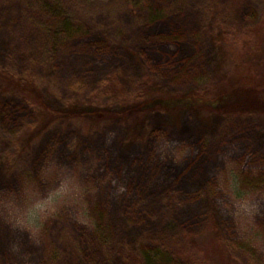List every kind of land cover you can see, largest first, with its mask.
<instances>
[{"label": "rangeland", "instance_id": "obj_1", "mask_svg": "<svg viewBox=\"0 0 264 264\" xmlns=\"http://www.w3.org/2000/svg\"><path fill=\"white\" fill-rule=\"evenodd\" d=\"M204 1L128 0L88 14L76 0H0V68L64 118L26 146L40 116L0 94V264H131L140 254L181 264L172 253L182 251L200 264H264V88L223 75L215 45L221 21L251 26L257 5L213 0L202 27ZM245 56L264 75V37ZM199 81L217 108L244 116L188 106L93 131L80 121Z\"/></svg>", "mask_w": 264, "mask_h": 264}, {"label": "trees", "instance_id": "obj_2", "mask_svg": "<svg viewBox=\"0 0 264 264\" xmlns=\"http://www.w3.org/2000/svg\"><path fill=\"white\" fill-rule=\"evenodd\" d=\"M128 0H76L82 11L88 14L91 12L105 11L114 12L118 9L127 7ZM257 11L255 13L254 21L251 26L237 29L236 27H226L225 22L221 21L218 24V38L215 45L221 53L224 54V64L221 67V72L228 78L237 76L240 81V88L245 90H262L264 88V75L260 73L250 72L249 66L245 63L247 53H254L257 51V45L260 36L264 37V0H255ZM213 5V0H205L199 8V21L202 27L210 19V10ZM253 25V26H252ZM250 75V76H248ZM26 80L23 77L11 73L7 69L0 68V94L21 96L24 102H29L38 112L40 122L35 126L23 139L24 145L28 146L33 139L43 133L48 127L61 121L64 118L54 112H48L39 101L33 100L30 96L28 88L24 86ZM138 100L137 104L130 112H109L107 114H86L79 116L83 127L87 131H93L100 124H105L112 120H123L125 124L131 123V120H137L142 115L148 112L157 110H181L188 106H197L204 115H231L233 117H243L245 112L230 111L224 112L217 108V101L212 95V88L209 81H199L195 88L185 94H172L167 99L160 102L156 97L135 96ZM260 119L264 122V112L259 114ZM26 146H23L26 147ZM17 157V156H16ZM15 162H16V159ZM10 158V157H9ZM8 159V158H7ZM14 164V161L11 162ZM123 253V252H122ZM172 253V252H171ZM174 257L178 258L181 264H200L199 260H194L189 257L185 251L173 252ZM141 255V254H140ZM136 255L134 258L127 259L131 264H150L149 255ZM127 260V261H128Z\"/></svg>", "mask_w": 264, "mask_h": 264}]
</instances>
